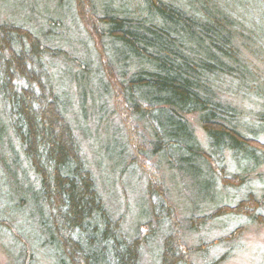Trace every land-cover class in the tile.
I'll use <instances>...</instances> for the list:
<instances>
[{"label":"trees","instance_id":"1","mask_svg":"<svg viewBox=\"0 0 264 264\" xmlns=\"http://www.w3.org/2000/svg\"><path fill=\"white\" fill-rule=\"evenodd\" d=\"M29 2L33 10L35 0ZM258 3L263 4L57 0L52 11L45 7L39 13L42 23L31 16L0 23V235L21 247L17 254L22 261L36 264L32 248L8 224H18L21 215L38 227L26 232L25 239L38 242L55 264H199L193 257L188 260L190 255L202 264L228 260L234 248L227 236L244 225L238 220L257 223L264 212L261 206L244 210L258 186L264 188V176L255 178L264 169V148L255 144L261 145L264 137V110L248 118L233 100L264 96L263 89H256L254 62L243 51L264 40V5L257 9L262 11L258 22L243 19ZM65 11L75 20L81 16L83 29L89 31L81 30L94 50L87 57L76 56L79 70L70 73L71 82L58 85L50 68L61 58L68 63L69 50L56 44L65 42L67 34L71 38L61 18ZM81 42L90 46L85 39ZM84 76L89 89L81 83ZM74 81L78 90L83 88L81 101L79 93L67 90ZM89 93L96 113L88 114ZM117 99L121 112L136 123V149L123 122L117 119L119 126L113 127ZM73 109L81 133L70 118ZM191 116L206 133L210 151L203 150ZM92 119L106 122L114 135L97 148L95 164L85 152V140L93 137L87 125ZM85 129L92 135H85ZM139 156L156 159L153 166L161 177L166 170L178 172L211 198L206 205H193L187 217L186 233L199 236L192 248L178 238L183 225L177 223L160 179H150L145 195L152 201L140 202L135 212L129 204L122 211L109 204L101 182H112L110 168L115 169L112 175L119 168V176L134 169L143 180ZM230 178L237 184L228 182ZM219 183L231 196H216ZM215 226L227 233L206 241L204 233L219 230ZM218 246L224 251L211 257Z\"/></svg>","mask_w":264,"mask_h":264},{"label":"rangeland","instance_id":"2","mask_svg":"<svg viewBox=\"0 0 264 264\" xmlns=\"http://www.w3.org/2000/svg\"><path fill=\"white\" fill-rule=\"evenodd\" d=\"M263 2V4H257L253 10H248L247 17H244V20L250 21L255 20L258 22V15L262 14V11L257 10L258 8L262 7L264 5V0H260ZM26 0H0V23L9 22L11 23L13 20L20 21L23 20L26 16H31L32 18H37V20L41 22V15L39 13L44 12L42 9L47 7L49 11H52L54 8V5L57 4V0H35L34 9L31 8V2L27 3ZM73 3V2H72ZM35 7H38V10L35 9ZM29 9V10H28ZM236 10L238 11L237 7ZM257 10V13H256ZM233 11V10H232ZM79 12V11H78ZM234 12V11H233ZM31 13L38 14V17H35L34 15H31ZM62 14V12L60 11ZM66 13V11H65ZM63 13V14H65ZM73 13H66L65 15H62L61 18L63 21H65V24L70 27V35L71 38L68 39L69 34L67 36L63 37V40L65 42H57L56 44L60 47H63L67 50H69V59L68 63H64L63 59L56 60L51 62V64H54L53 68H50L53 70V74H51L53 77V80L56 81L58 85L66 84L68 82H71L72 76L70 73L75 74L77 70H79V65L81 64V60L77 61L75 59L76 56L82 55L84 57H87L86 52L91 50V47L93 46V43L90 42L88 36H85L81 29H83V26H85V22L80 19L81 16L78 15L77 20H75L74 17H72ZM241 15H244L243 13ZM82 21V24L79 22ZM90 24L93 23L89 20ZM39 23V24H40ZM79 24V25H78ZM40 26V25H39ZM80 26V27H79ZM84 30V29H83ZM89 31V28L87 29V32ZM85 33H87L84 30ZM85 39L89 42L90 46L88 47L85 42L82 43L81 41ZM50 44V43H49ZM68 44V45H67ZM55 45V44H54ZM87 47H86V46ZM256 49H249L244 50V56L250 58L254 65L253 69L256 75H254L257 88L256 89H263L262 93L264 94V76L260 75V72L264 74V51L261 49V47H264V40L263 42L259 44H254ZM94 50V47H92ZM98 52V50H97ZM257 52V53H256ZM97 53H93V57L95 61L97 60L96 55ZM259 54V55H258ZM79 58V57H78ZM81 58V57H80ZM65 64V65H64ZM70 66L67 68L66 65ZM96 66L97 63L95 64ZM74 70V71H72ZM76 71V72H75ZM83 71V75H84ZM85 80L81 82L82 84H85L86 87L89 89L91 87V84L87 86V79L86 76H84ZM82 79V78H81ZM73 80H76L73 77ZM116 84V83H115ZM83 88H79L77 86V81L72 82L69 84L68 91L71 93L76 94L79 93V99L81 101L82 91ZM255 89V90H256ZM89 101L90 103V109L88 108V114L96 113L95 107H94V96L89 93ZM249 96V95H247ZM234 103L237 105L239 110L242 112L243 116H248V118L253 117L254 115L258 114V111L264 110V96L260 98V100L255 99L253 96L244 97V96H238L236 99H233ZM93 102V103H91ZM114 102L110 103V106H112ZM116 105V104H115ZM121 102L119 99H117V115L113 118V127L119 126V121L123 122L124 125L127 128V134L130 140V143L132 144V147L134 149L138 148L136 145V140L138 139L136 136H134V130H137L134 123L130 116L125 115L121 112L120 108ZM93 107V109H92ZM76 110L73 109L72 113L70 114V118L73 122V124L76 126V128L79 129L78 133H81V130L78 126V119L76 114H74ZM96 117V115H95ZM98 117V115H97ZM99 119V117L97 118ZM119 121H118V120ZM192 124V126L195 129L196 135L198 136L199 140L204 145L203 150L210 151L208 144V138L206 136V133L203 131V128L200 126L199 121L196 116H191L188 118ZM247 119V118H245ZM89 126V129H91L93 137H90V140H85V152L90 159L91 162L95 164V155L96 150L98 147H101L102 144H104L107 141L111 140L113 138V131L111 126H108L106 122H97L95 119H92L90 123H87ZM89 129L83 130L84 134L87 136H91L92 134L89 133ZM102 134L101 140L97 139V137ZM96 138V141H95ZM105 139V140H104ZM260 139L264 142V137H260ZM261 147L264 148V144H261ZM101 152V151H100ZM99 152V153H100ZM103 160V155H101L97 162H100ZM107 163L106 161H104ZM130 162V160H129ZM157 163L156 159H153L151 161H148V158H144L142 156H139L138 163H140L143 166V169L146 172V177H144L143 180H141L140 176L141 173H134V169L131 170L126 176H119V168L116 170L115 175H112L115 171V169L110 168V175L112 182L110 184L105 185V181L103 180L101 182L102 189L106 188V198L108 199V202L111 206L114 207L116 210L122 211L123 208L126 207L127 204L130 205L131 208L134 210L137 209V204L140 202H144L145 200L152 201V197L146 198L145 195V188L148 186V182L151 178L153 180L159 179L162 181V185L166 188L167 191V197L170 200V203L176 210V217H177V223H181L183 225V229L180 230L181 234L178 235V238L181 240H184V242L188 243V245H195V242H198L199 236L194 234H187V217L191 214L193 210V205L197 206H203L206 205L208 202L211 201L210 197H206L203 195L201 191L198 190L196 185L192 184V180L188 179L186 176L180 175V173L172 174V172H164V176L161 177V173H159V168L153 166V163ZM219 163V162H217ZM214 167L216 166L215 162H211ZM155 165V164H154ZM218 165V164H217ZM163 169V168H162ZM97 170V168H96ZM98 171V170H97ZM264 176V169L262 171H258V175L255 176V178ZM234 179L230 178L228 179V182H235ZM237 184V182H235ZM114 184V185H113ZM214 192L216 193V196L219 198H225L226 195L231 196V191L224 190L223 184L219 183L217 184V187H215ZM234 192V191H233ZM2 195H0L1 198ZM247 207L244 208V210H247L246 212H250L251 210H256L258 207H263L264 210V188L258 186V189L256 190V197L254 198L253 202H249L246 204ZM121 207V208H120ZM226 210H233L230 208H226ZM2 210H0L1 212ZM5 211V210H3ZM10 211V210H9ZM38 211V210H37ZM6 212V211H5ZM135 212V211H134ZM133 217V214H132ZM25 216H19L17 218V222L13 221L8 223L11 227H14L16 229V238H20L24 241L25 244H27L29 247H31V255L34 256V259L36 261V264H55L52 261V258L47 253L46 250H43L41 246L38 245V242H35L33 240V243L25 239L27 237V233H32V231H38L37 224L35 221H33V224L30 225L28 221H25ZM237 219V218H232ZM10 220V219H9ZM232 220V222H233ZM246 219H239L238 222L244 223L242 227H240L238 230H235L233 233L231 231H228V233L231 232L227 237L230 240L229 247L233 246V253L230 255L228 260L223 262L222 264H264V212L263 216L259 218V221L257 223H245ZM12 221V220H10ZM234 223H237L235 221ZM22 225L23 228L22 231L19 230V226ZM214 225H211L210 227H213ZM233 226V225H232ZM182 227V226H181ZM209 227V228H210ZM218 226H215L217 228ZM13 229V230H14ZM219 230L214 231H208L206 234L204 233V237L206 241H210L214 238H218L225 233L220 227H218ZM20 233H19V231ZM24 236V237H23ZM13 238H15V232L14 235H12ZM33 236H31L30 239H32ZM191 245V248H192ZM28 247V248H29ZM21 247L16 245L14 243V240L11 237L7 236H1L0 235V264H31L30 261H27V259H24L22 261L21 257L18 256L17 251L20 252ZM224 251V248L221 246L215 247L212 250L211 257H217L220 253ZM187 254L189 255L188 251ZM187 255V256H188ZM193 259L200 263V259L196 256H188V260ZM32 261V257L30 258ZM22 262V263H21ZM204 264V263H203Z\"/></svg>","mask_w":264,"mask_h":264},{"label":"bare ground","instance_id":"3","mask_svg":"<svg viewBox=\"0 0 264 264\" xmlns=\"http://www.w3.org/2000/svg\"><path fill=\"white\" fill-rule=\"evenodd\" d=\"M261 144H264V142L260 139ZM258 148H261L260 143H255Z\"/></svg>","mask_w":264,"mask_h":264}]
</instances>
